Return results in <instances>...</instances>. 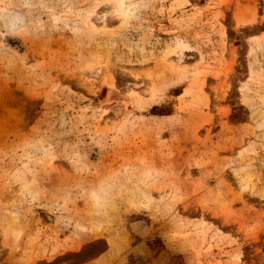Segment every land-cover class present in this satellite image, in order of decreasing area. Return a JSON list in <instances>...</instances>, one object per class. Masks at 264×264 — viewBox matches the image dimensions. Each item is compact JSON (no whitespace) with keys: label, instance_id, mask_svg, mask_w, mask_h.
Returning <instances> with one entry per match:
<instances>
[{"label":"rangeland","instance_id":"obj_1","mask_svg":"<svg viewBox=\"0 0 264 264\" xmlns=\"http://www.w3.org/2000/svg\"><path fill=\"white\" fill-rule=\"evenodd\" d=\"M0 264H264V0H0Z\"/></svg>","mask_w":264,"mask_h":264}]
</instances>
